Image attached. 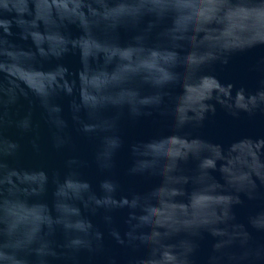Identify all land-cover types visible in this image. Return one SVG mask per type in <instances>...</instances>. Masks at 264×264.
Instances as JSON below:
<instances>
[{
    "label": "water",
    "instance_id": "1",
    "mask_svg": "<svg viewBox=\"0 0 264 264\" xmlns=\"http://www.w3.org/2000/svg\"><path fill=\"white\" fill-rule=\"evenodd\" d=\"M0 264H264V0H0Z\"/></svg>",
    "mask_w": 264,
    "mask_h": 264
}]
</instances>
